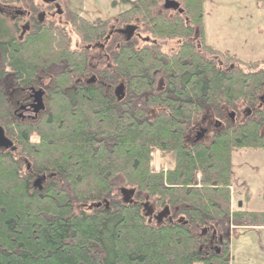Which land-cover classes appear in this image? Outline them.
Segmentation results:
<instances>
[{"label": "trees", "instance_id": "1", "mask_svg": "<svg viewBox=\"0 0 264 264\" xmlns=\"http://www.w3.org/2000/svg\"><path fill=\"white\" fill-rule=\"evenodd\" d=\"M120 1L128 5L121 23L157 42L111 51L96 82L84 80L85 48H60L64 37L57 46L46 35L0 44L12 84L51 78L45 113L11 121L15 149L0 153V264H230L231 225H264V212L230 205L233 149L264 147V69L252 62L245 71L205 43L204 0H175L178 10L166 0ZM78 28L87 43L109 29L84 19ZM196 28L202 49L189 41ZM176 39L181 45L162 49ZM228 111L237 115L233 136L189 145L205 114ZM155 154L174 166L154 170ZM167 207L170 217L159 220Z\"/></svg>", "mask_w": 264, "mask_h": 264}, {"label": "rangeland", "instance_id": "2", "mask_svg": "<svg viewBox=\"0 0 264 264\" xmlns=\"http://www.w3.org/2000/svg\"><path fill=\"white\" fill-rule=\"evenodd\" d=\"M63 1L71 12L83 17L75 18L73 29H79L82 19L92 24L102 22L108 27L111 24L120 27L123 23L120 14L128 8L120 0ZM203 8L205 43L218 52L230 54L229 63L245 71L252 62H258L259 68L264 69V0H204ZM72 34L70 48L73 50L75 40L82 37L75 29ZM133 35L135 49L150 42V37L138 28ZM178 40L169 41L164 50H173ZM66 45L62 43L60 48ZM81 45L83 48L87 42ZM160 164L165 170L174 166L169 155L160 158L155 154L151 166L158 171ZM230 184L233 210L240 207L243 211L264 212V147L233 149ZM150 205L153 207L152 203ZM233 227L229 240L230 264H264V225Z\"/></svg>", "mask_w": 264, "mask_h": 264}, {"label": "flooded vegetation", "instance_id": "3", "mask_svg": "<svg viewBox=\"0 0 264 264\" xmlns=\"http://www.w3.org/2000/svg\"><path fill=\"white\" fill-rule=\"evenodd\" d=\"M75 18L80 17L70 11V8L63 0H0V44L9 43L16 40L17 42L24 44L29 39L34 37L47 36L54 37L56 46L60 37H64V41L61 43H72V33L74 29L81 35L83 34L80 29H73V23ZM108 21V20H105ZM102 22L98 25L93 23L95 27H103ZM122 25H125L122 27ZM120 27L111 24L107 34L101 37L93 38V40L85 47L82 48V42H85L84 38L76 39L73 45V50L80 51L84 49L88 55V62L91 71L85 76L86 83H93L99 80L98 75L94 72L97 69L111 68L112 55L111 51L117 50L118 52L123 46L134 47V35L129 36L127 28L128 26L134 25L132 23L122 24ZM136 26V25H135ZM78 28V27H77ZM81 32V33H80ZM60 41V40H59ZM191 43H195L198 49H201V34L198 28L195 29L194 34L189 38ZM150 43H156V39L150 37ZM169 41H163L162 49L164 46H168ZM181 45V41L178 40L177 46ZM84 46V45H83ZM72 50V49H71ZM165 51V50H164ZM170 51V50H169ZM168 52V51H165ZM3 59V55L0 51V69L6 66L5 74L0 77V82L3 84L2 89V107H4L2 114L5 115L0 119V126L3 129L4 135L13 141L15 146V140L10 136V122L16 124H31L37 119L41 118L45 113L47 106L46 102L49 98V83L50 77H39L37 82L30 86L17 85L15 81L11 82L10 73L11 67L7 65ZM233 67V66H232ZM13 85V87L11 86ZM119 86L124 87L122 79L119 80ZM35 91H41L42 93V108L39 111H35L32 106ZM118 101H121L124 94L116 96ZM264 104V96L260 97L259 106ZM253 108L246 110L245 117L252 115ZM156 111L150 107V121L151 115L155 114ZM237 115L236 112H227L224 119H215L207 114L201 119L200 123L196 128L189 131L188 141L189 145L197 144H210L212 137L215 132L226 133L233 136L234 124L236 123ZM12 150L11 148L0 147V153ZM171 212L168 217H170ZM223 240V238H220ZM218 239L216 234L212 236L210 242L206 245L205 251L214 249L217 245ZM219 252V249H217Z\"/></svg>", "mask_w": 264, "mask_h": 264}, {"label": "water", "instance_id": "4", "mask_svg": "<svg viewBox=\"0 0 264 264\" xmlns=\"http://www.w3.org/2000/svg\"><path fill=\"white\" fill-rule=\"evenodd\" d=\"M164 7L166 9H176L177 10V9H179L180 4L178 2H176L175 0H166ZM136 30H137V26H135V25L128 26V28H127L129 36H132ZM123 91H124V87L119 86L116 89V96L123 94ZM35 92H36V95L34 97V102H33L32 106L35 108V111H39L42 108V98H41L42 93H41V91H35ZM0 147L7 148V149L11 148L12 150L15 149V147L13 146V141L8 139L4 135V132H3V129L1 126H0ZM123 192H124V194H132L133 193L132 190H130V191L124 190ZM169 213H170L169 208L168 207L165 208L162 212L159 213V215H158L159 220H162V218L167 217L169 215Z\"/></svg>", "mask_w": 264, "mask_h": 264}]
</instances>
